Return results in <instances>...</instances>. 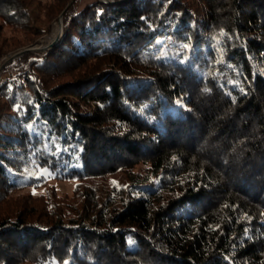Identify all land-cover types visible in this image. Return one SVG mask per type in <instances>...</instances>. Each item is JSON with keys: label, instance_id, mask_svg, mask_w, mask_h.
Instances as JSON below:
<instances>
[{"label": "trees", "instance_id": "1", "mask_svg": "<svg viewBox=\"0 0 264 264\" xmlns=\"http://www.w3.org/2000/svg\"><path fill=\"white\" fill-rule=\"evenodd\" d=\"M28 1L0 0V58L42 33ZM77 1L0 71V264H264V0Z\"/></svg>", "mask_w": 264, "mask_h": 264}, {"label": "rangeland", "instance_id": "2", "mask_svg": "<svg viewBox=\"0 0 264 264\" xmlns=\"http://www.w3.org/2000/svg\"><path fill=\"white\" fill-rule=\"evenodd\" d=\"M50 0H29L26 7H25V13L27 14L29 18V31L25 34L26 36H31L37 31L42 32L39 36H32L34 39L33 42L30 44H26L20 47L15 48L14 50H11L10 52L6 53L4 56L0 58V64L3 62L6 56L9 54L15 52L18 49L24 48L29 45H35V43L42 39V38H49L51 42L55 40L57 35L59 34V24H58V19L59 15L57 17H51V15H44V9L45 5L49 2ZM89 0H78V4L81 6L83 3ZM167 44H161L159 47L154 48V50H159L162 51L168 46L174 47L178 49L180 52H187L189 53L190 50L194 47V43H192L189 40H183L179 44H171L169 41L170 39H166ZM50 42V43H51ZM49 43V44H50ZM48 44V45H49ZM187 45V47H185ZM87 109V108H86ZM123 173L118 171L114 174L106 175L104 177H92L88 178L87 184L90 186L92 189L96 190L101 196L104 198L107 195L112 196L114 193L113 191L120 187L124 180H123ZM149 180H152V177L149 176ZM74 182L73 181H66V182H51L48 185H50L58 195H70L71 191L73 190L74 187ZM42 191L40 189L36 190H30V193L33 195H39ZM113 197V196H112Z\"/></svg>", "mask_w": 264, "mask_h": 264}, {"label": "water", "instance_id": "3", "mask_svg": "<svg viewBox=\"0 0 264 264\" xmlns=\"http://www.w3.org/2000/svg\"><path fill=\"white\" fill-rule=\"evenodd\" d=\"M58 23H59V26H60V33L59 35L57 36V38L51 42L47 48H45L42 52L46 51V50H49V49H52L53 46L57 43V41L60 39V37L62 36V15L59 16V19H58ZM33 45V44H32ZM29 46H26L24 48H21V49H18L16 50L15 52L9 54L8 56L5 57V59L3 60V62L0 64V71L1 69L8 63L10 62L11 60H14L16 58H19L25 54H28V53H34L32 51L29 50Z\"/></svg>", "mask_w": 264, "mask_h": 264}, {"label": "bare ground", "instance_id": "4", "mask_svg": "<svg viewBox=\"0 0 264 264\" xmlns=\"http://www.w3.org/2000/svg\"><path fill=\"white\" fill-rule=\"evenodd\" d=\"M59 24V23H58ZM59 33H60V26H59ZM59 35V34H58ZM57 35V36H58ZM57 38V37H56ZM55 38V39H56ZM54 41V40H53ZM51 42V40L49 38H42L40 40H38L35 45H31L29 47V50L34 52V53H40L42 52L45 48H47L48 44Z\"/></svg>", "mask_w": 264, "mask_h": 264}, {"label": "built area", "instance_id": "5", "mask_svg": "<svg viewBox=\"0 0 264 264\" xmlns=\"http://www.w3.org/2000/svg\"><path fill=\"white\" fill-rule=\"evenodd\" d=\"M101 3H105V4H112L115 3L116 1H120V0H98Z\"/></svg>", "mask_w": 264, "mask_h": 264}, {"label": "snow or ice", "instance_id": "6", "mask_svg": "<svg viewBox=\"0 0 264 264\" xmlns=\"http://www.w3.org/2000/svg\"><path fill=\"white\" fill-rule=\"evenodd\" d=\"M185 47H187V45H186ZM182 62H183V61H182ZM65 264H70V262H65Z\"/></svg>", "mask_w": 264, "mask_h": 264}]
</instances>
